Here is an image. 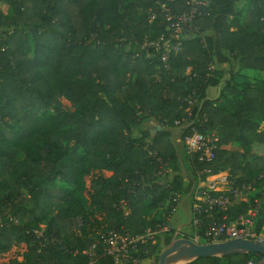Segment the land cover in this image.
<instances>
[{
    "label": "trees",
    "instance_id": "obj_1",
    "mask_svg": "<svg viewBox=\"0 0 264 264\" xmlns=\"http://www.w3.org/2000/svg\"><path fill=\"white\" fill-rule=\"evenodd\" d=\"M186 1L0 0V254L27 246L23 260L8 264H87L95 226L137 233L163 221L192 180L168 174L159 184L147 149L179 170L164 129L186 116L184 98L194 89L199 104L193 119L205 100L198 117L206 114L205 127L220 137L212 162L198 163L185 152L196 181L204 167L240 172L241 183L264 174V155L254 150L264 146V79L238 71H264V0H209L210 15L194 20L192 35L166 70L158 50L140 45L166 33L161 4L183 12ZM220 84L218 97L208 99V88ZM61 97L73 104V113L62 109ZM233 142L241 149L227 148ZM92 170L112 174L101 179L86 207L76 193L80 176ZM260 197L257 230L264 223ZM153 209L162 215L148 221ZM95 212L103 213L102 220ZM12 216L18 225L9 222ZM80 216L85 224L78 234ZM42 224L61 245L39 248L30 232ZM159 245L149 247L153 264ZM252 255L191 264H243ZM148 256L141 253L143 260ZM111 263L110 257L96 262Z\"/></svg>",
    "mask_w": 264,
    "mask_h": 264
},
{
    "label": "built area",
    "instance_id": "obj_2",
    "mask_svg": "<svg viewBox=\"0 0 264 264\" xmlns=\"http://www.w3.org/2000/svg\"><path fill=\"white\" fill-rule=\"evenodd\" d=\"M186 3L189 9L183 12H174L168 2L161 4L166 33L154 39L146 38L140 45L141 49L158 50L166 70L171 69V55L179 53L186 39L192 35L194 20L205 18L211 13L209 0H187ZM155 16V13H152L151 19ZM190 70L191 68L188 67L187 73H190ZM212 70L214 66L210 65L207 75H211ZM184 103L186 116L182 121H176V126L194 120L183 133L184 148L187 153L194 156L196 162H212L217 156L220 137L216 130H208L205 127L206 114L193 119V111L199 104V93L196 89L187 94ZM147 152L157 167L156 174L161 176L156 181L162 184L171 167L156 150L148 148ZM238 178V173L230 168L217 172L211 171L209 167L198 170V181L192 196L194 235L191 238L193 240L197 242H215L233 238L264 240V233L257 230L261 208L260 195L264 196V174H260L257 179L242 183ZM142 182H145V177H142ZM132 190H134L133 186L129 188V191ZM180 199L181 196L174 198L176 205L163 221L137 233L129 232L124 226L119 229L109 228L105 224L95 226L90 234V243L85 249V254L89 258L87 264H96L102 257H110L111 264H145V260L153 255L149 247L157 245L161 235L174 232L171 220ZM127 206V199H121L120 207L126 211ZM244 206L247 207L246 211H242ZM98 219L102 220V217ZM9 222L19 224L18 219L13 216L9 218ZM84 224L85 219L80 216L76 229L78 234L81 233ZM30 233L40 249H45L53 243L62 244V239L54 232L49 233L46 225L42 224ZM143 252L149 255L144 260L141 258ZM243 264H264V254L255 253Z\"/></svg>",
    "mask_w": 264,
    "mask_h": 264
},
{
    "label": "water",
    "instance_id": "obj_3",
    "mask_svg": "<svg viewBox=\"0 0 264 264\" xmlns=\"http://www.w3.org/2000/svg\"><path fill=\"white\" fill-rule=\"evenodd\" d=\"M220 84L218 93L212 95L211 89L208 88L207 98H216L221 90ZM205 100L200 103L196 118L203 107ZM194 120H190L182 125L167 127L164 130L170 133V139L177 155V163L179 170L170 173L169 178L176 174L182 175L187 180H192V186L189 192H184L180 199L179 205L185 209L189 220L186 223H181L178 226L172 224L174 232L169 235L160 236V245L158 248V258L156 264H191L200 258H224L228 255H248L255 253L264 254V240L258 238H233L215 242H197L187 235L188 232L184 227L192 223V196L197 184L193 175V171L185 159L184 153L180 146L179 140L182 139L183 133L193 124ZM187 201L190 206L186 205ZM166 237H170L167 242Z\"/></svg>",
    "mask_w": 264,
    "mask_h": 264
},
{
    "label": "rangeland",
    "instance_id": "obj_4",
    "mask_svg": "<svg viewBox=\"0 0 264 264\" xmlns=\"http://www.w3.org/2000/svg\"><path fill=\"white\" fill-rule=\"evenodd\" d=\"M241 5H243V7L246 8L247 1L246 2L242 1ZM224 66H226V65H224ZM235 68H237V66H235ZM242 70L240 69L238 71L243 72ZM247 73H248L249 77L252 78L253 80L263 79V77H264V71H257V70L249 71L248 70ZM212 88H214V87H212ZM60 101H61V104H62L61 105L62 109L64 111H67V112H70V113H73L75 111V107L73 106V104L70 101H68L64 97H61ZM151 122H148V125H149V127L151 129L154 130L155 127H156V124L152 125ZM259 129L260 130L264 129V122H262L260 124ZM134 134L135 135H139L140 132L136 129L134 131ZM178 143H179V146H180L181 150L185 153L186 150L184 148L183 140L180 139ZM230 145L231 146L230 147L228 146V147L231 148V149H241L240 144H237L235 142L231 143ZM254 150L258 154L264 155V146L256 145L254 147ZM172 172L173 171H172V168H171V171L169 172V175ZM110 175H111V172H109V171L92 170V171H89V172H85V173H83L80 176L79 188H78V191H77L76 195H77V197L79 199H81L84 203H86V207H89L88 204H89L91 195L98 189V187H100L101 179L105 178V177H109ZM238 175L240 176L241 173L238 172ZM188 204L190 206V202L189 201H187L186 205L188 206ZM161 213L162 212L160 210L153 209L152 211L149 212V214H146V217L148 218V221H152L151 219H154V218L155 219L156 218L159 219L161 217V215H162ZM93 215L96 218H98V217H102L103 218V213L95 212ZM188 220H189V218H188V215L185 212V209L178 204V206L176 207V210H175V212H174V214L172 216L171 223L178 226L181 223H186ZM43 225L45 226L46 224H43ZM184 230L186 232H188L187 233L188 236L192 237L194 235V226H193L192 223L187 225L186 227H184ZM260 231L262 233H264V223H262L260 225ZM26 250H27V246H26V244H23V243H20L18 245L13 246L10 251H8V252H6L4 254H0V264H8L10 260L15 259V258L23 260V255H24V252ZM155 259H156V255L153 254L148 260H145V264H153Z\"/></svg>",
    "mask_w": 264,
    "mask_h": 264
},
{
    "label": "crops",
    "instance_id": "obj_5",
    "mask_svg": "<svg viewBox=\"0 0 264 264\" xmlns=\"http://www.w3.org/2000/svg\"><path fill=\"white\" fill-rule=\"evenodd\" d=\"M248 70H249V71H254V70H252V69H247V68H246V69H243V70H242V71H243L242 73L245 74V75H247V76H249L248 73H247ZM263 79H264V77H263ZM209 89H211V91H212V95H216V94L218 93V89H217L216 87H214V88H212V87L210 88V87H209ZM151 124L153 125V124H156V123L152 121ZM155 128H156V127H155ZM228 146L230 147L231 145H228ZM228 146H227V148H229ZM111 174H112V173H111ZM14 246H15V245H14Z\"/></svg>",
    "mask_w": 264,
    "mask_h": 264
}]
</instances>
